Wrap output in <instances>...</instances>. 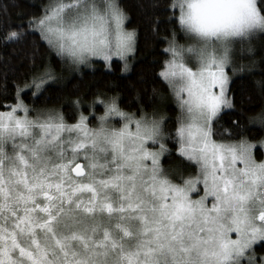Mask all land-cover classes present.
Instances as JSON below:
<instances>
[{
    "label": "snow or ice",
    "instance_id": "snow-or-ice-1",
    "mask_svg": "<svg viewBox=\"0 0 264 264\" xmlns=\"http://www.w3.org/2000/svg\"><path fill=\"white\" fill-rule=\"evenodd\" d=\"M165 10L173 27L162 38L158 76L179 109L175 171L182 183L161 166L168 149L155 145L169 134L156 109L137 115L120 109L116 97L97 95L92 104L104 111L95 125L83 113L68 124L54 108L30 117L17 86L16 103L0 111V264H264L254 252L264 244V161L254 159L247 140L214 139L222 110L234 106L225 70L234 45L243 50L264 34V7L257 0H171ZM6 15L5 6L0 18ZM126 19L118 0H50L26 23L3 24L0 40L19 43L38 31L74 70L92 57L116 56L123 71L137 44ZM152 30L160 31L159 18ZM34 67L24 87L35 96L60 76L48 63ZM248 121L264 127V107ZM185 162L197 165L196 177H183ZM201 177L204 194L193 200Z\"/></svg>",
    "mask_w": 264,
    "mask_h": 264
},
{
    "label": "trees",
    "instance_id": "trees-1",
    "mask_svg": "<svg viewBox=\"0 0 264 264\" xmlns=\"http://www.w3.org/2000/svg\"><path fill=\"white\" fill-rule=\"evenodd\" d=\"M127 13L125 25L136 29L137 44L131 57L128 70H123V63L118 59L110 62L95 60L87 67L70 70L62 64L60 58L40 39L39 32L26 34L19 43H5L0 40V110L9 109L16 102L17 86L21 88V99L32 109L55 107L72 120L74 101L80 100L79 106L86 109L100 95L102 99L116 97L117 105L126 112L139 114V109L151 113L156 109L165 117L164 131L169 134L164 139L167 152L162 158V166L171 172L170 178L180 183L182 180L175 171L179 154L175 138L178 108L173 100L168 85L158 72L165 59L163 48L164 36L171 34L173 23L169 22L170 11L165 9L171 0H118ZM50 0H0V9L7 7V15L0 18V35L6 33L3 24L13 27L27 18L40 15ZM258 7H264V0H257ZM159 18V32H153L152 21ZM182 33L178 34V38ZM249 44L252 51H248ZM242 70L229 83L228 95L233 107L225 108L216 123L217 140H256L264 139V127L258 123H249L248 117L264 107V34L257 33L244 51L240 53ZM255 61V63H251ZM44 63L60 79L50 83L34 96V87L25 88L31 75L36 71L34 65L43 67ZM107 64V66H106ZM155 90V92H154ZM42 93V94H41ZM94 112L100 111L101 104H93ZM257 160L263 158L261 147L254 149ZM196 172L194 162H185L183 177ZM257 258L264 255V244L254 245ZM247 264V261H245Z\"/></svg>",
    "mask_w": 264,
    "mask_h": 264
},
{
    "label": "rangeland",
    "instance_id": "rangeland-1",
    "mask_svg": "<svg viewBox=\"0 0 264 264\" xmlns=\"http://www.w3.org/2000/svg\"><path fill=\"white\" fill-rule=\"evenodd\" d=\"M125 27H126V25H125ZM127 28V27H126ZM127 29H129V28H127ZM178 40H179V42L180 43H185V40H184V38H183V34H182V36L180 37V38H178ZM247 44H248V42H246L245 44H244V46H243V50H241V45L239 44V43H236L235 45H234V48H235V51H234V53H233V63L230 65V66H227L226 67V72L228 73V75H229V83H230V81H231V79L235 76V75H237V74H239L240 73V71H236V72H233V68H238V69H240V66H241V59H240V53L242 52V51H244V48L245 47H247ZM135 52V51H134ZM134 53H129L128 54V57H127V69L126 70H128L129 69V64H130V62H131V57H132V55H133ZM112 59H118V60H120L122 63H123V68H124V65H125V61L124 60H121L119 57H116V56H113V57H111V59L110 60H112ZM95 60H102V61H104L103 60V58H101V57H92V58H90V62H89V64H87V65H81L80 66V68L81 67H87V66H89V65H91L93 62H95ZM110 60L109 61H107V63L108 62H110ZM64 65L66 66V67H68L70 70H74V69H72V68H70L69 67V65L65 62L64 63ZM79 68V69H80ZM125 70V71H126ZM172 97H173V100H174V102H175V104H176V106H177V102H176V100H175V98H174V96L172 95ZM20 99H21V93H20ZM22 100V99H21ZM98 102V101H97ZM96 102V103H97ZM16 102H14L13 104H15ZM95 103V104H96ZM98 104H100L99 102H98ZM26 105V104H25ZM93 104H92V106L90 107L89 105L87 106V108L86 109H83V108H81L80 106H77L76 104H74V112H73V114H72V116H73V118H72V120H70L69 121V119L67 118V117H65L63 114H62V112L60 111V109H58V108H55V107H48V108H40V109H49V108H54L55 110H56V112L58 113V114H60V115H62L63 116V119H64V121L66 122V123H68V124H72V123H75L76 122V120L79 118V115L81 114V113H83L85 116H89L90 117V120H89V126H94L95 125V123H96V117L97 116H99V115H101V114H103V111H104V105L103 104H101V107H100V111H96V112H94V110H93ZM119 107V106H118ZM30 108V107H29ZM120 108V107H119ZM177 108H178V106H177ZM30 109H32V108H30ZM121 109V108H120ZM10 110V108L9 109H6V110H0V111H9ZM35 110H39V109H33V111H31L30 113H29V116L30 117H34V116H36V111ZM123 110V109H122ZM179 110V109H178ZM123 111H125V110H123ZM126 112V111H125ZM17 114L18 115H20V116H23L24 115V113H23V111H19L18 110V112H17ZM119 118L118 117H116V118H113V120H112V123H114V124H116V126H119ZM244 139V138H243ZM217 140V139H216ZM242 139H239V140H217L218 142H223V143H225V144H238L240 141H241ZM244 140H247V139H244ZM249 143H251L252 145H253V147H252V154H253V157H254V159H256L255 158V156H254V149L256 148V147H261V149H262V152H263V158L261 159V160H257L256 159V161L257 162H259V161H264V139H262V140H258V141H256V140H247ZM159 143H164L165 144V141L163 140V141H160V142H158L156 145H155V148L156 149H159ZM149 148H152V144H151V142H148V145H147ZM166 146V145H165ZM178 146H179V144H178ZM163 155H164V153L161 155V166H162V158H163ZM147 163H151V161H147ZM163 167V166H162ZM164 168V167H163ZM165 170H168L169 171V169H166V168H164ZM171 173V172H170ZM197 176V165H196V172H194V174H192L191 176H187V177H185V178H188V177H196ZM177 183V182H176ZM180 183H182V181L180 182ZM204 194V185H203V182H202V177L200 178V180L198 181V183H197V186L189 193V196L191 197V199H193V200H196V199H198L200 196H202ZM205 203L210 207L211 206V204H212V198H208L206 201H205ZM231 235H233L234 236V234H231ZM264 256V255H263Z\"/></svg>",
    "mask_w": 264,
    "mask_h": 264
}]
</instances>
